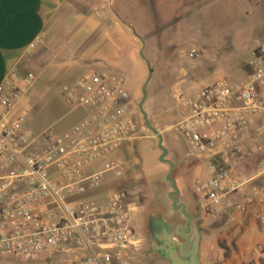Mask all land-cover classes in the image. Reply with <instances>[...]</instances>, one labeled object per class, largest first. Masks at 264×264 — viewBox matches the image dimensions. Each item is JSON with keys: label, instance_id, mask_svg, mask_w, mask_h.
<instances>
[{"label": "built area", "instance_id": "built-area-1", "mask_svg": "<svg viewBox=\"0 0 264 264\" xmlns=\"http://www.w3.org/2000/svg\"><path fill=\"white\" fill-rule=\"evenodd\" d=\"M126 80L89 72L64 85V103L82 116L63 133L36 134L22 128L26 110L12 117L35 77L8 72L0 86L1 257L34 262L47 254L72 264L132 263L142 246L134 225L137 206L127 191H104L101 174L84 173L141 129ZM176 99L175 131L206 166L194 179L201 212L217 221L230 210L264 207V43L241 83L219 79ZM104 168L124 171L121 162ZM235 195L243 200L233 203ZM258 217L264 229V214Z\"/></svg>", "mask_w": 264, "mask_h": 264}, {"label": "rangeland", "instance_id": "rangeland-1", "mask_svg": "<svg viewBox=\"0 0 264 264\" xmlns=\"http://www.w3.org/2000/svg\"><path fill=\"white\" fill-rule=\"evenodd\" d=\"M106 1L105 12L111 18L83 47L75 49L76 46L67 44L60 47L56 55L40 56L41 61L45 60V63L41 62L42 66L34 58L31 60L34 64L22 71V74L32 73L35 77L26 96L28 110L22 128L31 129L36 134L48 129L56 133L67 131L81 111L64 103L61 95L64 85L72 84L89 72H106L119 77L126 75L125 85L132 94V105L141 129L134 140L86 168L84 173L87 176L101 174L104 191H127L137 206L134 225L142 238L137 257L144 258L151 249L149 242L144 241L150 215L162 213L167 222L175 226L185 225L184 215L173 210L169 199L171 185L166 181L169 167L160 162L158 140L145 128L138 109L148 70L139 56L141 42L133 35L129 26L132 27L146 43L144 54L153 70L143 108L152 125L164 137L167 160L177 165L173 178L179 182L180 203L186 205L189 215L196 212V207L200 208L197 224L208 233L202 237L203 245L206 238H215L214 225L218 221L201 212L203 199L194 192L193 179L202 162L175 131L179 121L176 98L219 79L231 85L245 79L248 63L264 43V3L221 0L205 7L208 4L206 0ZM118 22H124L123 27ZM118 27L124 29L125 36ZM104 33L118 35L115 40L120 43V55L111 49L113 38H108L107 44L99 45ZM193 51L196 53L191 56ZM85 57L92 60H82ZM100 61L114 66L102 67L98 64ZM48 65L59 67V70L46 71ZM256 160H250V170L254 169ZM112 162H121L124 171L105 170L104 165ZM239 168L245 171L246 166ZM11 260L13 258L0 256V264Z\"/></svg>", "mask_w": 264, "mask_h": 264}, {"label": "crops", "instance_id": "crops-1", "mask_svg": "<svg viewBox=\"0 0 264 264\" xmlns=\"http://www.w3.org/2000/svg\"><path fill=\"white\" fill-rule=\"evenodd\" d=\"M206 1L208 4L205 7L221 0ZM252 1L264 3V0H250V2ZM110 2L108 3L110 4ZM106 5V0H0V86L11 69L17 68L18 72L22 74L26 67L34 64L31 61L34 58L38 65L42 66L41 62L45 63V60L41 61L39 57L44 54L56 55L58 49L64 48L67 44L76 46L75 49L83 47L94 33L103 29L106 20L111 18L105 12ZM117 24L123 27L124 22ZM122 27H118V30H121L120 33L125 36ZM108 38L115 40L118 35L104 33L99 45L107 44ZM35 42L39 44L31 48ZM61 42L63 43L60 44ZM112 47L111 49L116 50L115 53L120 55V43L115 40ZM82 60L92 59L85 57ZM98 64L102 67L114 66L107 61H100ZM52 70H59V67L46 66V71ZM26 104L25 97L18 104L12 117L21 110L27 111ZM81 116L82 113L79 118ZM79 118L73 123L75 124ZM203 165L202 163L198 168L197 175L205 172L206 169ZM176 182L179 185L178 180ZM242 200L243 196L240 195L231 197L233 203H240ZM260 214H264V207L259 205L250 206L245 213L230 210L214 225L215 238L213 240L206 238L203 245L202 237L203 235L207 236L208 233L201 229V263L264 264V229L258 217ZM229 219H233V222H230ZM4 263L72 264L64 257L47 254L42 255L34 262H21L13 259ZM131 264L169 263L154 255H146L144 258L135 255Z\"/></svg>", "mask_w": 264, "mask_h": 264}, {"label": "water", "instance_id": "water-1", "mask_svg": "<svg viewBox=\"0 0 264 264\" xmlns=\"http://www.w3.org/2000/svg\"><path fill=\"white\" fill-rule=\"evenodd\" d=\"M133 35L141 42L139 56L146 64L148 70V78L142 88V100L138 106L139 112L143 117L145 128L153 134L158 140V149L161 152L160 162L169 167L166 181L171 185L169 199L172 202L173 210L181 212L187 220L186 225L174 226L167 222L162 213H154L148 219L149 237L152 242V250L169 264H202L200 259L201 246V228L197 223H193V217L186 212V205L180 203V190L173 173L177 168L172 162L167 160L168 150L164 147V138L162 134L152 125L148 115L144 111V104L147 101V87L151 81L153 70L150 62L145 57V41L129 26Z\"/></svg>", "mask_w": 264, "mask_h": 264}, {"label": "flooded vegetation", "instance_id": "flooded-vegetation-1", "mask_svg": "<svg viewBox=\"0 0 264 264\" xmlns=\"http://www.w3.org/2000/svg\"><path fill=\"white\" fill-rule=\"evenodd\" d=\"M191 216L193 217V223H198L199 222V216H200V208L199 207H196V212L194 213H192L191 212ZM150 217V216H149ZM149 219V218H148ZM187 223V222H186ZM148 221H147V223H146V232H147V238H145V240L144 241H148L149 242V246L151 247V249L149 250V253H148V255H154V256H156L157 254L152 250V242H151V240H150V237H149V231H148ZM186 225V224H185ZM175 226V225H174ZM176 227V226H175Z\"/></svg>", "mask_w": 264, "mask_h": 264}, {"label": "trees", "instance_id": "trees-1", "mask_svg": "<svg viewBox=\"0 0 264 264\" xmlns=\"http://www.w3.org/2000/svg\"><path fill=\"white\" fill-rule=\"evenodd\" d=\"M176 114H177V117H178V112H177ZM178 120H179V117H178ZM177 123H178V122H177ZM177 123H176V124H177ZM193 182H194V181H193Z\"/></svg>", "mask_w": 264, "mask_h": 264}]
</instances>
